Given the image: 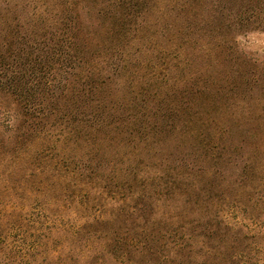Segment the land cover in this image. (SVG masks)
Here are the masks:
<instances>
[{"label":"rangeland","instance_id":"374dc122","mask_svg":"<svg viewBox=\"0 0 264 264\" xmlns=\"http://www.w3.org/2000/svg\"><path fill=\"white\" fill-rule=\"evenodd\" d=\"M146 2L145 39L130 41L125 70L90 62L102 89L76 102L104 126L36 120L0 92V258L11 264H51L53 227L93 216L114 219L87 230L97 237L156 240L137 264H264V86L252 62L264 60V0ZM81 7L0 0V42L17 49ZM142 200L152 204L142 220L123 223L120 209Z\"/></svg>","mask_w":264,"mask_h":264},{"label":"trees","instance_id":"16d2710c","mask_svg":"<svg viewBox=\"0 0 264 264\" xmlns=\"http://www.w3.org/2000/svg\"><path fill=\"white\" fill-rule=\"evenodd\" d=\"M77 1H81L82 4L77 13L74 16L54 14L55 18L50 17L47 24L49 27L46 29L48 31L44 35L37 34V38H30L24 33L21 37V40L24 38V42L18 44L14 50L0 42V92L5 91L16 96L23 104L25 114H35L36 120L54 114V120L60 121L59 126L63 123L69 128L75 127L79 130L82 126L93 128L105 125V120L99 112L94 114L79 112L76 104L78 98L91 100L97 89H102L104 81L98 83L97 80H104L100 77L104 70L92 66L90 62L108 58L115 67L113 69L115 75L125 70V65L129 63L130 41L137 38L139 41L145 39L138 36L144 30L147 2ZM38 10L39 7H36L35 16L40 18L45 12ZM226 11L238 17L239 21L242 19L247 25L249 20H244L245 18L239 16L240 13ZM215 27L222 28L220 24ZM229 27L231 28V25ZM252 62L261 66V70L257 68L255 77L252 75V78H255L254 87H260V82H263L264 86V60L255 58ZM206 90L207 88H202V91ZM94 102H97V99ZM85 103H81V106L85 107ZM71 105H74L71 110L79 115L66 110ZM119 119L122 123L127 121V118ZM85 166L88 165L81 163L80 169L85 171ZM77 191L78 194L81 193ZM151 206L152 204L142 200L140 206L122 207L120 210L125 214L123 223L128 218L131 223H136L138 219L142 220ZM127 208L130 209L129 212H126ZM154 215L156 214H153V217ZM113 220L106 216H93L83 225L71 223L67 226L53 227L57 245L50 259L51 264H137L139 257L144 258L141 255L142 249L156 242L150 234H145L142 240L137 241L125 238V232L122 231L120 232L122 234L116 233L111 237H97L94 231H87L95 225L103 226L104 222L110 223ZM160 247L165 248V245ZM175 248V242H172V253L175 252ZM9 263V260L0 258V264Z\"/></svg>","mask_w":264,"mask_h":264}]
</instances>
